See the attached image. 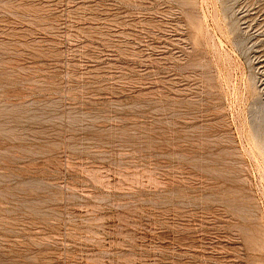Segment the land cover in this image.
I'll use <instances>...</instances> for the list:
<instances>
[{
  "label": "rangeland",
  "instance_id": "rangeland-1",
  "mask_svg": "<svg viewBox=\"0 0 264 264\" xmlns=\"http://www.w3.org/2000/svg\"><path fill=\"white\" fill-rule=\"evenodd\" d=\"M259 123L264 0H0V264H264Z\"/></svg>",
  "mask_w": 264,
  "mask_h": 264
},
{
  "label": "bare ground",
  "instance_id": "bare-ground-1",
  "mask_svg": "<svg viewBox=\"0 0 264 264\" xmlns=\"http://www.w3.org/2000/svg\"><path fill=\"white\" fill-rule=\"evenodd\" d=\"M258 128L256 129V131H255V133H256V136L258 137V139H262L263 138V136H264V132L262 131L263 129H262V123H259L258 124Z\"/></svg>",
  "mask_w": 264,
  "mask_h": 264
}]
</instances>
